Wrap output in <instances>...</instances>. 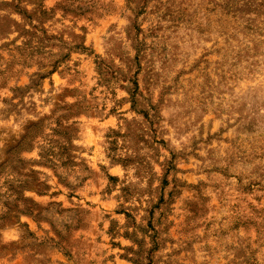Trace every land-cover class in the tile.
Listing matches in <instances>:
<instances>
[{
  "label": "rangeland",
  "instance_id": "1",
  "mask_svg": "<svg viewBox=\"0 0 264 264\" xmlns=\"http://www.w3.org/2000/svg\"><path fill=\"white\" fill-rule=\"evenodd\" d=\"M0 264H264V0H0Z\"/></svg>",
  "mask_w": 264,
  "mask_h": 264
}]
</instances>
